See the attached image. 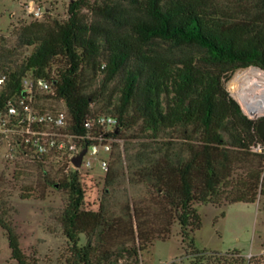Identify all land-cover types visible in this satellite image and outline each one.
I'll return each instance as SVG.
<instances>
[{
  "label": "trees",
  "instance_id": "trees-1",
  "mask_svg": "<svg viewBox=\"0 0 264 264\" xmlns=\"http://www.w3.org/2000/svg\"><path fill=\"white\" fill-rule=\"evenodd\" d=\"M67 10L66 19L22 24L14 46L0 35V112L26 94L25 77L44 78L54 93L38 97L42 110L65 106L67 133L84 149L112 145L98 209L86 206L79 170L45 157L16 163L17 182L35 172L41 197L48 186L64 195L56 219L66 264H144L176 223L190 264H264L263 255L201 250L193 236L202 227L198 206L264 197L259 121L226 86L239 69L264 70V0H71ZM49 164L58 181L47 176ZM4 184L0 226L12 259L38 264L22 248ZM32 186L22 185V199Z\"/></svg>",
  "mask_w": 264,
  "mask_h": 264
},
{
  "label": "rangeland",
  "instance_id": "rangeland-1",
  "mask_svg": "<svg viewBox=\"0 0 264 264\" xmlns=\"http://www.w3.org/2000/svg\"><path fill=\"white\" fill-rule=\"evenodd\" d=\"M25 1L0 0V35L7 37L10 46L16 44L15 31L22 24L33 21L26 16L20 4ZM70 1L42 0V3L49 9L46 16H58L66 19ZM13 14H15L14 17ZM29 52L30 50L23 51L20 58ZM245 69L237 70L226 82V86L231 95L240 103L244 112L260 122L264 115L252 116L233 92V77ZM86 159L92 161L91 168L84 167L80 172L86 188V206L98 209L106 175V171L102 168V161L109 159V153L101 150L98 157L89 153ZM16 163L6 161L1 157L0 178H3L5 183L3 198L7 201V206L10 208L9 216L21 236L22 248L27 255H36L38 264H66L67 240L56 219L64 208V195L57 187L48 186L45 196L41 197L35 172L31 176L25 177V181L17 182L14 178ZM47 169L49 170L47 176L58 181L59 177L55 173V169H52L50 164ZM22 185H33L30 199H22ZM263 205L264 197H261L257 203L236 202L223 206L212 204L198 206L202 227L193 234L197 247L201 250L223 254L240 251L248 259L252 253L256 254L255 257L262 255L264 257V254L259 255L264 250ZM179 232L180 226L176 223L169 239L156 241L152 251L143 255L144 264H190L191 259L186 256ZM0 264H19L12 259L9 240L1 226Z\"/></svg>",
  "mask_w": 264,
  "mask_h": 264
},
{
  "label": "built area",
  "instance_id": "built-area-1",
  "mask_svg": "<svg viewBox=\"0 0 264 264\" xmlns=\"http://www.w3.org/2000/svg\"><path fill=\"white\" fill-rule=\"evenodd\" d=\"M26 16L32 20H41L49 13L42 0H26L20 2ZM15 14H13L14 17ZM6 75H0V86L6 81ZM25 95L11 99L0 112V158L16 163L22 158H46L65 167L66 171L91 168L92 161L87 155L99 156L101 150L112 151L111 143L94 145L87 148L81 167H77L73 159L84 147L81 138L67 133L68 110L65 106L53 110H42L38 97L54 93L50 81L28 75L23 80ZM260 116V115H259ZM255 119V118H254ZM103 124H115L112 117L100 118ZM91 125V123H89ZM258 152H264V143L255 147ZM102 168L107 172L109 159L102 161ZM264 254V250L259 255ZM256 254H250L249 259Z\"/></svg>",
  "mask_w": 264,
  "mask_h": 264
},
{
  "label": "bare ground",
  "instance_id": "bare-ground-1",
  "mask_svg": "<svg viewBox=\"0 0 264 264\" xmlns=\"http://www.w3.org/2000/svg\"><path fill=\"white\" fill-rule=\"evenodd\" d=\"M234 95L244 108L253 115H264V71L249 67L238 72L232 79Z\"/></svg>",
  "mask_w": 264,
  "mask_h": 264
},
{
  "label": "water",
  "instance_id": "water-1",
  "mask_svg": "<svg viewBox=\"0 0 264 264\" xmlns=\"http://www.w3.org/2000/svg\"><path fill=\"white\" fill-rule=\"evenodd\" d=\"M252 116L258 117V116L253 115V114H252ZM251 118H253V117H251ZM258 130H259V133H260L261 137L264 139V118L259 122ZM87 151H88V149L85 148L79 155H77L73 159V162L75 163V165L77 167H81L82 166V163H83V160H84V157H85Z\"/></svg>",
  "mask_w": 264,
  "mask_h": 264
}]
</instances>
